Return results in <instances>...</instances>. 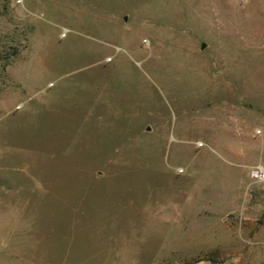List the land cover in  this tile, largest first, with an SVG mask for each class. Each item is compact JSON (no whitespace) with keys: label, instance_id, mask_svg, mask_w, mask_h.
Listing matches in <instances>:
<instances>
[{"label":"rangeland","instance_id":"1","mask_svg":"<svg viewBox=\"0 0 264 264\" xmlns=\"http://www.w3.org/2000/svg\"><path fill=\"white\" fill-rule=\"evenodd\" d=\"M264 0H0V264H264Z\"/></svg>","mask_w":264,"mask_h":264},{"label":"built area","instance_id":"2","mask_svg":"<svg viewBox=\"0 0 264 264\" xmlns=\"http://www.w3.org/2000/svg\"><path fill=\"white\" fill-rule=\"evenodd\" d=\"M250 176L253 179H261L264 176V172L261 167L253 168L250 170Z\"/></svg>","mask_w":264,"mask_h":264}]
</instances>
